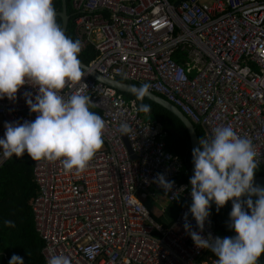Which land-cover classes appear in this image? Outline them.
I'll return each mask as SVG.
<instances>
[{"label": "built area", "instance_id": "built-area-1", "mask_svg": "<svg viewBox=\"0 0 264 264\" xmlns=\"http://www.w3.org/2000/svg\"><path fill=\"white\" fill-rule=\"evenodd\" d=\"M71 6L74 38L81 52L93 51L90 70L149 84L200 125L205 138L218 126L233 127L251 139L264 167V0H71ZM84 71L62 94L82 89L91 97V110L106 122L105 143L84 172L34 160L31 210L44 264L52 253L69 255L73 264H206L212 259L198 262L207 249L185 230V213L194 231L218 235L211 216L203 232L198 228L191 184L177 180L188 170L165 149V130L140 115L134 98ZM38 89L26 83L15 99L0 98V138L5 122L36 119L24 93L35 102ZM9 158L0 146V167ZM158 173L174 182L171 191L155 182ZM159 195L166 201L160 217L143 202ZM175 199L181 206L170 217L167 205Z\"/></svg>", "mask_w": 264, "mask_h": 264}, {"label": "clouds", "instance_id": "clouds-1", "mask_svg": "<svg viewBox=\"0 0 264 264\" xmlns=\"http://www.w3.org/2000/svg\"><path fill=\"white\" fill-rule=\"evenodd\" d=\"M82 48V42L67 36L58 24L53 0H0V98L15 99L26 83L39 86L35 102L31 92L24 93L30 110L38 114L36 119L5 122V136L0 138L4 157H21L27 151L35 161H60L68 172H84L103 147L106 122L91 110L95 106L91 97L82 89L62 94L67 83L80 82L86 75L78 58ZM150 87L142 84L135 89L137 99L149 95ZM139 111H150V105L141 103ZM120 131L128 135L131 128L122 123ZM199 143L192 150L190 212L203 232L211 202L219 211L231 200L228 226L236 235L205 238L192 229L188 213L185 230L197 247L215 254L216 264H258L264 255V187L254 185L259 153L251 139L229 125L216 127L211 138ZM155 182L166 191L174 184L160 173ZM4 224L15 226L11 220ZM9 264L24 260L13 254ZM46 264H73V260L52 253Z\"/></svg>", "mask_w": 264, "mask_h": 264}, {"label": "trees", "instance_id": "trees-1", "mask_svg": "<svg viewBox=\"0 0 264 264\" xmlns=\"http://www.w3.org/2000/svg\"><path fill=\"white\" fill-rule=\"evenodd\" d=\"M56 12L62 9V0H53ZM68 15L70 18L69 27L66 35L75 40L72 25V6L71 0H67ZM58 24L62 27V20L57 18ZM93 56V51L89 48L87 51L80 52L78 58L83 63H89ZM138 83L136 81H132ZM127 98L136 100L138 109L141 103L150 105V111H139L140 115L146 120H154L161 124L166 132L164 139L165 149L180 156L188 172L179 174L177 180L190 183L189 164H190V140L189 135L183 123L166 108L148 98L137 99L136 95L121 92ZM194 128L199 140L205 138L204 131L200 125L194 124ZM34 160L25 153L21 157L15 155L10 157L0 167V264H9L13 254L23 258L24 264H44L41 255L43 241L39 237L34 227L31 203L37 194L38 187L33 179ZM264 175V167L258 166L255 176ZM256 197H253L255 199ZM241 199H247L241 198ZM181 206V200L175 199L167 205V212L170 217L178 211ZM232 210V201L217 211L214 201L211 202L210 216L211 225L215 234L220 237L236 235L234 229L228 226L230 212ZM250 212V209L248 210ZM159 218L158 220H160ZM5 220L14 222V227H7ZM210 257L217 261L215 254L207 249L198 260H206ZM258 264H264V255H262Z\"/></svg>", "mask_w": 264, "mask_h": 264}, {"label": "water", "instance_id": "water-1", "mask_svg": "<svg viewBox=\"0 0 264 264\" xmlns=\"http://www.w3.org/2000/svg\"><path fill=\"white\" fill-rule=\"evenodd\" d=\"M57 18H60L62 20V28L66 34L68 27H69V22H70V18L68 15V8H67V0H62V9H61V11L57 12ZM82 68H83V70H87L89 72L90 76L93 77L94 79L101 81L105 84H108L120 92H126V93L134 94L135 89H138L141 86V85L134 83L132 81L105 76L96 70H90L88 65L86 63H83V62H82ZM145 98H148L151 101H154V102L158 103L159 105L163 106L164 108H166L167 111H169L173 115H175L183 123L184 127L186 128L188 135H189V140H190L189 178H191L194 175V171H195V165L193 162L192 150H193V148L200 146V143H199L200 140L197 137V134H196V131L194 128V124L181 111V109L176 104H174L172 101L167 99L165 96L149 90V95H146ZM254 185L264 187V175L254 176ZM246 197L247 196L242 197V198H246Z\"/></svg>", "mask_w": 264, "mask_h": 264}, {"label": "rangeland", "instance_id": "rangeland-1", "mask_svg": "<svg viewBox=\"0 0 264 264\" xmlns=\"http://www.w3.org/2000/svg\"><path fill=\"white\" fill-rule=\"evenodd\" d=\"M144 205L146 208H148V210L150 211V213L154 216H161V212H160V206L158 205L157 201L154 200L153 198L149 197V196H145V200L143 201ZM206 264H216L215 260H206Z\"/></svg>", "mask_w": 264, "mask_h": 264}, {"label": "crops", "instance_id": "crops-1", "mask_svg": "<svg viewBox=\"0 0 264 264\" xmlns=\"http://www.w3.org/2000/svg\"><path fill=\"white\" fill-rule=\"evenodd\" d=\"M156 197V196H155ZM152 198V197H151ZM154 199V198H153ZM154 200H156L157 201V203H158V205H160V206H165L166 205V201H165V199H164V197H162V196H157L156 197V199H154Z\"/></svg>", "mask_w": 264, "mask_h": 264}]
</instances>
